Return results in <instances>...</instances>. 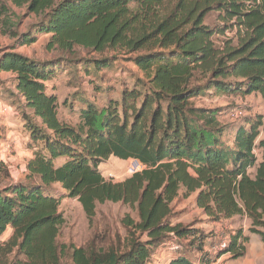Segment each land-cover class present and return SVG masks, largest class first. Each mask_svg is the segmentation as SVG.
<instances>
[{
    "label": "trees",
    "instance_id": "1",
    "mask_svg": "<svg viewBox=\"0 0 264 264\" xmlns=\"http://www.w3.org/2000/svg\"><path fill=\"white\" fill-rule=\"evenodd\" d=\"M14 9L35 19L23 33ZM210 12L218 14L214 28L204 24ZM0 25L21 46L48 36L45 48L56 55L36 61L14 49L0 51V73L13 76L32 150L25 181L11 182L0 161V177L8 181L0 188V238L10 230L0 242V264H150L166 243L172 244L168 264L242 258L249 238L241 228L217 252L202 247L205 237L195 229L169 221L181 189L185 199L196 193V207L212 222L249 220V234L264 248L262 118L230 133L218 121V109L193 104L211 92L264 99V0H0ZM81 54L99 56L88 61L94 73L123 55L144 78L101 108L83 101L73 125L60 119L57 97L46 84L60 64L86 63ZM69 74L73 78L76 69ZM109 158L135 159L145 168L113 182L100 171ZM55 184L89 222L98 205L136 210L137 222L122 221L126 250L59 245L64 218L58 199L45 192ZM189 237L201 244L194 259L180 245Z\"/></svg>",
    "mask_w": 264,
    "mask_h": 264
},
{
    "label": "rangeland",
    "instance_id": "2",
    "mask_svg": "<svg viewBox=\"0 0 264 264\" xmlns=\"http://www.w3.org/2000/svg\"><path fill=\"white\" fill-rule=\"evenodd\" d=\"M14 11L22 16L18 30L23 33L35 19L31 16H24L22 10L14 9ZM217 17L216 12H210L204 20V24L214 28L218 25ZM2 30L0 25V51L14 49V51L36 61H50L56 58L53 52H48L45 48L48 36L39 34L36 43L21 46L19 41L9 39L2 33ZM229 35V33L226 34L227 37ZM216 40H221V38L216 37ZM111 55L113 53H109L108 57ZM81 57L87 60L86 63L65 62L60 64L59 68H63L46 84L47 93L57 97L60 119L73 125L78 121L83 101L91 102L101 108L108 100H117L122 87L126 86L131 89L134 87L136 79L143 80L144 78L143 74L126 59L128 57L123 55L115 56L116 60L113 61L112 67L99 73H94L92 66L88 65L89 59L97 58L98 55L86 56L81 54ZM71 69H76L77 72L73 78L69 74ZM21 104L22 99L15 91L13 76L0 73V161L7 166L10 181L13 183L25 181L26 164L32 158L28 131L21 120L19 110ZM193 104L201 108L218 109V121L226 127V132L230 133L235 131L238 126L261 116L262 127L259 130L258 140L264 138V99L258 94L217 96L211 92L207 96L193 100ZM4 108H6V112H3ZM254 154L259 161L261 151L256 149ZM126 166L127 161L109 158L102 163L100 171L106 180L122 182L129 178L126 173ZM249 175H254L253 169L249 171ZM7 182L0 177V188ZM45 192L58 199L59 213L64 218V224L58 237L59 245H72L77 248L96 246L104 249L113 248L121 252L126 250L127 229L123 226L122 221L125 217H129L137 222L136 210L121 203L98 205L95 217L89 222L79 203L75 199L68 198L59 184L48 187ZM195 197L196 193H193L185 199L181 189L178 198L171 205L172 215L169 221L172 224H180L183 227L189 226L190 229H195L205 237L202 247L207 251L215 250L218 252V249H221L227 242L231 232H235L239 228L242 229L243 225L247 224L244 222V217L212 222L203 214L202 210L196 207ZM247 221L250 224V221ZM231 223L234 224V227L229 230L228 226ZM249 224L247 235L256 236L249 234ZM9 235L10 231L4 233L0 242L5 241ZM142 240L145 238L142 237ZM180 243L182 251L189 252L191 258H196L201 247L198 238L189 237L182 239ZM258 243H252L255 250L254 258H247L244 255L241 260L236 261L226 254L220 257L219 264H242L253 259H256L252 261L253 264H264V248H260ZM171 247L172 244L166 243L159 248L151 258L150 264H166L167 250ZM61 264H69V262L63 260Z\"/></svg>",
    "mask_w": 264,
    "mask_h": 264
},
{
    "label": "crops",
    "instance_id": "3",
    "mask_svg": "<svg viewBox=\"0 0 264 264\" xmlns=\"http://www.w3.org/2000/svg\"><path fill=\"white\" fill-rule=\"evenodd\" d=\"M261 160V159H260ZM260 160L258 161V162H260ZM236 218H233L232 220H235ZM244 222H245V224H247V225H243V228H242V231H243V234L245 235V236H248V238H249V243L248 244H246L245 245V257H247V258H249V257H253L254 255H255V250H254V247L252 246V243H257V242H259L258 244H259V246H260V248H263V245H262V243H260V241H259V238H257L256 236H250V235H247V226H248V221H247V219L246 218H244ZM233 227H234V224H229V226H228V228H229V230H232L233 229ZM235 228H237V227H235ZM8 231H10V230H8ZM7 231V232H8ZM262 246V247H261ZM168 257L169 256H166V258L165 259H167L166 261H167V263L166 264H168V262H169V260H168ZM254 258V257H253ZM242 258H239V259H236V261L237 260H241ZM256 259H253L252 261H255ZM252 261H246V262H244V263H242V264H253V262Z\"/></svg>",
    "mask_w": 264,
    "mask_h": 264
},
{
    "label": "built area",
    "instance_id": "4",
    "mask_svg": "<svg viewBox=\"0 0 264 264\" xmlns=\"http://www.w3.org/2000/svg\"><path fill=\"white\" fill-rule=\"evenodd\" d=\"M3 112H6V108L3 109ZM145 167L135 159H130L127 161L126 173L129 177L134 174L140 173ZM220 257L213 263L219 264Z\"/></svg>",
    "mask_w": 264,
    "mask_h": 264
}]
</instances>
